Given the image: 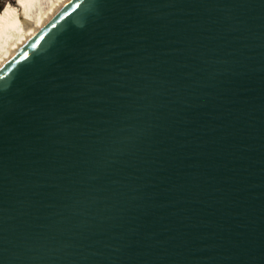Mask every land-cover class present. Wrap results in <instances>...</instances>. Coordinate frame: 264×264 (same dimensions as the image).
I'll use <instances>...</instances> for the list:
<instances>
[{
    "label": "water",
    "instance_id": "water-1",
    "mask_svg": "<svg viewBox=\"0 0 264 264\" xmlns=\"http://www.w3.org/2000/svg\"><path fill=\"white\" fill-rule=\"evenodd\" d=\"M0 264H264V0H72L0 71Z\"/></svg>",
    "mask_w": 264,
    "mask_h": 264
},
{
    "label": "bare ground",
    "instance_id": "bare-ground-1",
    "mask_svg": "<svg viewBox=\"0 0 264 264\" xmlns=\"http://www.w3.org/2000/svg\"><path fill=\"white\" fill-rule=\"evenodd\" d=\"M72 0H17L0 16V71Z\"/></svg>",
    "mask_w": 264,
    "mask_h": 264
},
{
    "label": "trees",
    "instance_id": "trees-1",
    "mask_svg": "<svg viewBox=\"0 0 264 264\" xmlns=\"http://www.w3.org/2000/svg\"><path fill=\"white\" fill-rule=\"evenodd\" d=\"M6 1H7V0H0V16H1L2 14H4V13L7 11V8H8V7H13V6H15V5H12V4L8 3V4H6V6L4 7ZM10 1H12V0H10ZM11 5H12V6H11ZM16 5H17V0H16ZM7 6H8V7H7Z\"/></svg>",
    "mask_w": 264,
    "mask_h": 264
},
{
    "label": "rangeland",
    "instance_id": "rangeland-1",
    "mask_svg": "<svg viewBox=\"0 0 264 264\" xmlns=\"http://www.w3.org/2000/svg\"><path fill=\"white\" fill-rule=\"evenodd\" d=\"M8 3H10V4H12V5H15V6H13V7H8V6H7V7H8L7 10H8V9L17 10L18 7H17V5H16V0H12V1L7 0L6 3H5V5H4V7H5L6 4H8ZM12 5H11V6H12Z\"/></svg>",
    "mask_w": 264,
    "mask_h": 264
}]
</instances>
